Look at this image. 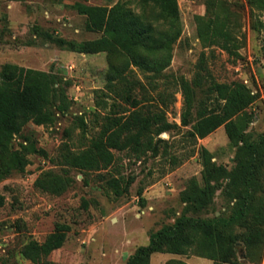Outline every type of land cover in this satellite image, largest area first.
<instances>
[{
    "label": "rangeland",
    "instance_id": "374dc122",
    "mask_svg": "<svg viewBox=\"0 0 264 264\" xmlns=\"http://www.w3.org/2000/svg\"><path fill=\"white\" fill-rule=\"evenodd\" d=\"M221 2L238 14L236 34L242 41L240 57L230 58L217 47L204 48L196 34L197 16L210 17L215 8L209 4ZM78 0H0V70L4 64L52 72L58 80L57 94L63 111H55L51 126L28 124L23 134L33 135L37 148L46 152L29 156L25 173L13 175L0 183V264H34L21 255L30 240L43 242L58 224L69 226L64 245L36 264H127L137 248L148 244L151 234L173 224L181 215L205 220L231 222L235 216L236 199L232 198L230 178L223 172L217 177L216 189L208 203L194 210L181 199L190 180L199 187L202 180L198 147L206 148L211 162L234 176L237 165L246 153L232 146L223 126L194 145L186 133L197 118L203 91L196 90V102L189 126L181 125L184 98L181 80L191 81L201 61L206 73L219 84L242 82L256 102L247 109L252 120L246 130L248 144L264 137V0H177L181 36L172 47V59L151 91L150 104L159 105L157 91L171 94L166 103L168 121L175 124L170 132L159 136L156 156L147 154L139 160L128 151L111 150L115 164L108 170L83 175L70 169L72 185L61 195H53L35 187L45 172L62 174L57 158L63 148L73 153L85 150L101 130L107 116L121 115L129 108L107 95V53L83 54L58 47L46 40L45 33L81 43L100 38L101 34L85 31V17L73 4ZM139 0H88L87 5L111 8L123 4L139 14ZM154 16V15H153ZM152 20V17H148ZM143 83L145 80L135 70ZM117 105L116 106H114ZM118 105L121 107H118ZM82 120V123H81ZM20 141L16 138L15 147ZM181 163L172 168L170 159ZM258 169L249 187L255 197L264 198V146L258 153ZM254 170V169H252ZM254 172V171H252ZM122 176L130 180L127 194L114 197L101 186L97 174ZM248 175H245L247 178ZM214 182L211 181V185ZM239 188L245 187L239 183ZM142 189L141 196L138 191ZM236 227V226H235ZM238 228V227H236ZM238 264H264V257L250 262L244 247L237 245ZM150 264H214L203 258L195 248L182 255L155 253Z\"/></svg>",
    "mask_w": 264,
    "mask_h": 264
},
{
    "label": "trees",
    "instance_id": "16d2710c",
    "mask_svg": "<svg viewBox=\"0 0 264 264\" xmlns=\"http://www.w3.org/2000/svg\"><path fill=\"white\" fill-rule=\"evenodd\" d=\"M88 0H78L72 8L85 17L84 29L90 33L101 34L100 38L76 43L45 33L46 40L69 51L96 54L107 53L108 72L105 90L107 95L119 100L129 108L121 115L107 116L98 135L89 146L79 153L63 148L57 158L63 168L62 174L52 171L43 173L35 182V187L53 195H61L72 185L69 170L83 175L90 172L108 170L114 166L115 158L111 150L128 151L136 160L147 154L158 153L159 136L170 132L175 124L168 121L165 113L171 94L166 89L157 91L159 105L150 104V90L156 91L157 80L167 69L172 59V47L180 38L182 28L179 19L177 0H139L140 13L136 14L123 4L111 8L87 5ZM259 0H250L256 3ZM215 12L208 18L197 16L196 34L202 47H217L230 58L240 57L242 41L236 34L238 14L221 2L209 4ZM152 17V20L148 17ZM154 15V16H153ZM198 71L191 81L181 80L179 87L184 98L181 125L189 126L191 112L196 102V90L203 91L199 101L197 118L186 133V138L197 145L198 140L206 138L221 126L232 146L246 153L233 174L226 173L212 162L209 151L198 147L203 167V187L195 179L190 180L181 199L198 210L208 203L213 195L219 173L230 178L232 198L236 199L235 216L231 222L205 220L181 215L171 225H165L149 237L147 245L137 248L127 264H150L155 253L182 255L187 249L195 248L203 257L214 264H238L237 245L241 244L245 256L253 262L264 257V198H256L249 190L257 174V158L264 137L258 143L248 144L246 130L252 117L247 113L258 99L242 82L219 84L215 82L198 62ZM137 70L145 83L137 77ZM58 80L52 72L25 68L14 64H4L0 70V183L10 176L25 173L30 163L29 156L46 152L37 148L33 135H24L28 124L51 126L55 121V111H63L57 94ZM117 107V105L114 104ZM118 107H121V105ZM82 123V120H81ZM16 138L20 141L16 144ZM172 168L181 161L170 159ZM254 169V170H252ZM254 171V172H252ZM108 174V173H106ZM98 173L101 187L114 197L127 194L130 180L122 176ZM245 175H248L245 178ZM211 181L214 182L211 185ZM239 183L245 187L239 188ZM142 189L138 191L141 196ZM4 199L0 196V207ZM238 228H236V227ZM69 226L58 224L43 242L30 240L21 249L23 258L36 264L60 249L69 232Z\"/></svg>",
    "mask_w": 264,
    "mask_h": 264
}]
</instances>
